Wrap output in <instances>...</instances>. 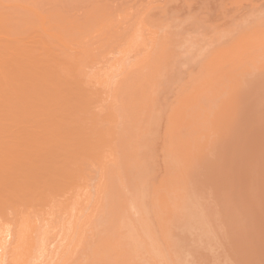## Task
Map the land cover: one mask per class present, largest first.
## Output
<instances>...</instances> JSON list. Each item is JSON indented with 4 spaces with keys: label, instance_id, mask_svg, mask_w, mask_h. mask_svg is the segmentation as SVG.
I'll list each match as a JSON object with an SVG mask.
<instances>
[{
    "label": "rangeland",
    "instance_id": "obj_1",
    "mask_svg": "<svg viewBox=\"0 0 264 264\" xmlns=\"http://www.w3.org/2000/svg\"><path fill=\"white\" fill-rule=\"evenodd\" d=\"M32 1L33 0L26 1V4L23 2H21L22 3L21 4L19 2L18 5L20 8H24L25 11L27 7L29 10L30 6L32 5V8H30V10H32L33 12L36 11L34 13V20L36 19L35 22L38 20L37 22L39 23L38 24L36 22L37 31H38L37 38L43 36L44 37L43 40H46L47 38L51 42L50 46L52 45L51 47L47 46L46 48H42L41 46L42 49L39 50L40 44H38V46L36 47L38 50L36 52L38 54L35 52L36 53L35 55L39 57L47 49L50 51L49 53L51 55L49 56L47 54H44L42 57L43 59L50 58L51 56L52 57L55 56L54 57L56 60L55 65L57 66L65 65L66 67L68 66L67 73H65L66 77L64 76L63 77L65 81L71 85V93H67L69 91L66 92L63 91V93H61L62 95L59 94L60 98L62 97V101L64 102L63 111L66 113V110H68L72 105L75 107L76 106H82V107L75 114L74 113H71L69 115L65 114L67 117L70 118V123H71L69 125L70 133L66 137H56V138L54 137L52 139H49L51 140L50 143H52V140L54 142L50 146L51 147L50 151L44 155L42 154L41 156H38L39 160L37 159V157H34L33 159L34 174L32 173V171L24 172L21 170V172L16 171L18 172V174L15 173V171H13L11 173L9 172L7 174H2L3 176L0 175V182H1L0 194L4 195V196L1 195L0 198V239L3 236L9 234V231H10L9 235L11 236L9 237L8 243L7 242L5 243V248L3 250L2 249L0 250V257H1L0 264H97V263L110 264L113 261L114 263L112 264H118V263L119 264H264V81H263L264 80V72H263L264 71V37H263L264 36V0H213L214 2L211 0L209 1L207 0V2L206 1L204 2V0H196V1L195 0H185V1L184 0H142V1L116 0L117 3L115 2V0H92V2L91 0H80V1L73 0V2L77 1V3L70 2L72 0H66L70 2L69 3L70 5L71 3L73 4L72 8L71 6H69V4L67 5L65 0H62L63 2L65 1L66 3V4L64 3V6L67 5L68 7L67 8L65 6L66 9L63 8L64 6L61 7L59 2L57 3L59 5H57L56 0H53V2L56 1L54 2L56 5L53 4V2H51L52 0L48 1L51 2L49 4L46 0H42L45 1L43 2L44 5L47 4L46 5L47 9L43 5L44 9L47 10L45 16H44L45 13H43L44 12L43 6L39 7L40 5H42V3L39 2L42 1L36 0L39 1L38 2L39 4L38 3L35 4L36 1H34L35 3ZM27 2L28 3L30 2L29 4L31 5L27 4ZM63 2L61 3V5L63 4ZM23 4L26 5V8L23 7ZM52 4L53 6L54 5L57 7L60 6L61 9H63L62 12L60 7H58L60 10L59 11L57 7L56 8H54L55 6L52 7ZM93 4L95 6V9L92 11L93 12L96 11L97 8L99 9V10L97 9V11H100V15L97 12H94V14L91 13L92 14L91 16L93 18H95V16H97L98 14L97 19L95 18L98 22L94 19V21L98 23L97 25L95 22H93L92 17H91L92 22L90 21V19H87L90 18L88 17L91 12L89 7L91 6L90 7L91 9L94 8ZM165 4L167 5L165 6ZM139 5L140 6L143 5L144 7H142L141 10L140 8L139 10L135 9L137 6L140 7ZM172 5L175 6L173 7ZM34 6L37 7L36 10H35L36 7ZM99 6H103L107 8V11L109 13L106 10L105 12L103 7H102L103 10L101 9V7L99 8ZM163 6L164 9H162ZM184 6L185 8H183ZM49 7L57 9L59 13H62V15L66 11L65 15L62 16L66 18H62V20L64 22L66 19H67L66 22H69L71 20L70 22L71 25H69L70 23H68V25L64 23L63 25L62 20H61L62 25H60L59 22L56 21L59 18L58 11L53 10L51 8V10L55 12L57 11L56 13H58V15L55 16L56 13L49 10ZM84 8H86V10ZM38 9H40L39 10L40 12L37 13ZM70 9L71 10L73 9V11H67ZM88 9H89V15L87 13L88 16H86L85 12H87ZM101 10L102 13L104 14L101 13ZM67 12L68 13L70 12V15L73 14L71 15V17L76 16L75 18L77 20L68 17L70 15ZM111 12H115V13L112 14ZM39 13L43 14L42 15L43 25L42 23H40L41 19L38 18V16L40 17ZM110 13L112 15H110ZM35 15H37V17ZM48 17H50V19ZM56 17L58 18L56 19ZM67 17L69 18V21ZM83 17L84 18L87 17L86 20L85 19L82 20ZM60 18H61V14H60ZM78 18L81 19L80 22ZM52 19L56 21L55 24L58 23L56 24V27L62 26V29L64 30L62 34L66 33L65 37H63L64 35L61 34V31H59V34L58 32L53 33L55 31V28H52L54 27L52 25L53 22ZM73 20L74 22L77 21L78 23L77 27L73 26L75 28L71 27L72 24L77 25L74 22H72ZM81 21L82 22L84 21L83 23H85V25ZM92 23H94V25ZM79 24H82L86 27H87L86 24H88L87 27L89 28L87 29L88 31L86 30V27H84V29L78 28L81 26ZM41 25L45 27L43 28ZM66 25L68 26V28ZM180 25L181 27L179 29L178 26ZM64 26L65 28H63ZM69 27L73 28L72 29L73 31ZM90 27L93 30L90 31ZM41 28L45 30V33L44 31L42 32ZM164 28L165 30L162 32ZM68 30H71L69 31V33L71 34L72 32L74 33L73 37H77V34L79 33L77 37L78 39L77 41L72 39V37H71L72 40H70L69 33L67 34ZM83 30L84 32L86 31L85 36L81 35V33L84 34ZM76 31L77 34L75 35ZM39 32L41 34H38ZM159 32L161 34H159ZM175 32L177 33V35L178 34L179 35L177 36ZM106 33L109 36L106 35ZM56 34H58V36H56ZM121 34L122 35L124 34L123 36L124 38L123 37L119 38V35ZM67 36L68 38H66ZM81 36H83V39H81L82 38ZM114 36H115V40L114 39L113 40L115 43H112L113 41L112 37ZM117 37L119 40L117 39ZM109 38H110L109 42L111 43L107 44L106 42H108ZM166 39L167 40L169 39L171 42L170 41L167 42ZM105 43L108 46H106ZM169 43L172 45H170ZM103 44H105L104 47L105 51L102 50ZM159 45L162 47L164 46L165 50L167 46H171L169 47L170 51L169 50L167 51L170 53V55H172L171 56L172 59L169 57V53L166 52L165 55H167L168 53L167 56L169 57V59L167 58V56H165V58H167L166 59L167 64L165 66H167V68L168 67L171 68L167 69L165 67L164 69L163 67L161 69L163 71L157 70L155 74L156 76L154 75L155 78L154 76H152L154 80L151 79L152 80L150 81L151 83L148 84L147 92L145 93L146 96L144 95L143 97V99L147 101L148 104H151L150 108L153 107L152 109L153 112L151 111V109H149L150 113L147 114L148 113L147 112L146 115H148L149 117L151 116L150 118H152V116L154 117V115L159 112V114L158 115L156 114L154 117V123L158 122L157 124L154 125L155 127L152 126L154 123L150 122L151 119H148L146 121L147 123H149V126L148 124H146L147 127L152 126L150 127L151 130L153 127L155 128L153 132L151 131L153 137L150 138V135L148 134L150 133L149 132L150 129L147 128L146 126L144 127L145 123H143L144 124L143 126L141 125L142 127L137 126V124L136 126H133V127H137L136 135L134 134L135 128L131 126V125H135L137 121H139L138 125H140L142 121L145 122L144 121L146 117L144 116L145 111L144 113L138 112L139 110L140 111L145 110L144 108L145 101H143L142 99L141 108L138 109L137 111L138 117L137 116L135 117L133 115L129 116L126 110L127 102L125 104H121V103L122 102L124 103L125 99L123 100V98H126L128 95H130L132 91H133L132 94L138 92L137 81L139 79L146 78V76L148 77L149 75L148 73L156 69L155 59L159 54V52L162 50L161 49L162 47H160ZM99 50H100V54H99ZM156 50L157 51L159 50V52L157 53ZM174 50L175 52H173ZM174 53L177 54L175 55ZM173 55L176 57L173 58ZM66 56L68 58L65 59ZM70 57L74 58L73 60H71L72 62H68L71 59ZM168 61L171 64H169ZM66 62H68V64L70 65H68ZM212 66L215 67L216 69H213ZM164 70H166L165 74H164ZM163 75H165L166 77ZM36 77L37 76H31V77L25 76L22 77L20 80H23L22 82L30 81V84H32L34 83V80H36ZM191 77L193 78L191 79ZM189 79L192 81H189ZM203 79H205V83L210 79L209 83L207 82L208 84L207 83L205 84L203 82L204 81ZM166 80L167 81L169 80V82H167ZM201 80H203L202 83L204 84L202 85L200 83L199 86H196V84L199 83ZM153 84H155V87ZM150 87L151 88L153 87L154 90L151 89ZM181 88H183V90ZM212 89L217 93L214 92ZM211 91H213L215 95L212 94ZM205 94L206 96H204ZM121 96H123L122 99ZM152 100L155 102H153ZM50 104H53V106L55 107L48 104L49 108H51L49 111L52 110L53 113H59L62 110L61 108L58 109L59 107L55 103L54 98L52 103ZM154 107L156 108V110ZM86 108H87V112L84 114V109ZM120 108L121 109L123 108L122 111H120ZM249 109L250 111H248ZM123 110L124 111L126 110L127 113H125ZM122 112H124L125 114ZM22 113H26L24 117L26 116L27 117L23 120L20 117L21 124L27 126L24 127L21 125L19 127L18 125V128H16V126L15 128H13L14 127L13 126L10 128V131H12L13 133H18V132H22L23 130V132L25 131L28 134V137L32 139L34 138L33 136H36L35 134L38 132L37 131L39 126L38 123L40 122V119L38 118H40V114L29 112L28 110ZM87 113L89 116H87ZM120 113H122V115ZM246 113L248 116L246 115ZM232 114L235 116H233ZM90 115L92 116L90 117ZM238 116H240L241 118ZM250 116L252 121L249 120ZM142 117L144 118L143 120ZM234 117H238L239 121L242 122V126H240L241 124H238L240 122L237 121L238 119ZM126 118L128 120L130 119L129 121L131 122L130 123L128 121L129 123L128 130L126 129L128 125V124L126 125L127 122H125L127 120ZM132 118L134 119V121ZM217 119H219L220 121L218 122ZM240 119H242V121ZM118 120H120L119 123ZM123 121L125 123H122ZM83 122L84 125L82 126L81 123ZM85 123H88L87 124L88 126ZM119 124L122 127L119 126ZM123 124L126 126V128L125 126H123ZM85 125L89 128H86ZM116 125L119 126V129L121 128L120 129L121 133L119 132V129L116 128L117 127ZM237 125L240 127L238 128ZM226 126L227 128H224ZM140 127H141V131L146 130L144 128L148 129L147 131L144 132L142 131L143 134L148 132L146 134L147 138L144 139L145 135L142 136L144 139L143 143L145 142L150 143L149 141L152 139L154 140L156 134H158L159 137H161L160 138L161 140L155 137V140L154 141L152 140L154 143L151 142L150 144H148V146L151 145L148 148L147 145L145 146L146 143L144 144L146 148H144L142 142L140 143L142 150L143 148L145 150V153L141 152L140 154L143 155L149 152H150L149 154H151V155L147 154L149 156L148 158L147 155H145V158L149 160V165H150L149 166L147 164L149 168L147 167L146 169L142 167V164L146 163L145 161L142 164H137L140 163V161L144 158V155L143 158L142 156L140 157L142 158L140 159V161L139 158L136 159L138 160L136 161L137 163L135 162L136 164L133 162L134 158L132 159L131 157L133 155L132 153H134L135 155V150L137 151L138 146H140L138 140H136L139 138L140 141L141 138V136L139 137L138 135V131L141 135H143L139 130ZM124 128L126 129L127 133L128 131L131 130V128L134 130V132L133 131L130 132V134L133 133L131 135H135L136 137V138L132 137V139H135V145L133 144V146H136L137 142L139 144L137 145V148L134 147L135 149L132 151V153H130L131 156L129 154V156L131 157L130 160L132 161V163L136 165V167H134L135 165L131 166L132 163H130V160H128L129 163L127 164L128 166L124 162V159L127 162V158H128L127 156L128 151L126 153L125 149L127 150L128 148L129 149L131 148L130 142L132 140L130 139V142L128 141L131 135L130 134L126 135V131ZM168 128L171 129L170 133L168 132ZM28 129H30V131ZM61 130L64 129L58 128L57 131H55V133L59 134ZM102 130L105 133H103ZM155 130H156V134H153ZM118 132L119 134H121L120 138L119 135H117ZM124 132L125 134L122 135ZM174 132L176 133L174 134ZM99 134L101 136H99ZM80 135H82V137L80 138L81 140L79 139V137L77 138V136ZM71 136L73 137L74 140L71 139L72 138ZM104 136L105 138L108 136L107 139H103ZM123 136H125V138ZM68 137L71 139L72 142L71 146L65 144L66 141H70ZM125 139L128 141L127 146L130 145L128 148L126 147L127 141ZM146 139L148 141H146ZM117 140L118 141L120 140L118 143L120 149L115 145L117 144L116 142H118ZM174 140L175 142L177 141V143L175 142H174L175 144L172 143ZM158 141H160L159 143L162 142V146L164 147L160 146L161 144L158 145L157 143ZM178 141L180 142L182 147L180 146ZM62 144H64V147ZM123 144L125 145L124 147L126 148L123 147ZM58 145L59 146L62 145V146L59 147ZM175 145H177L178 147ZM115 146L119 150H123L121 151L122 154H120V157L123 158L125 154H127L126 155L127 158L124 157V159L120 160V158L118 157L119 156L118 154L120 152H118L119 150H117ZM159 146L160 148H158ZM174 146L175 149H173ZM36 147L37 145L32 146L35 152H36ZM152 148L153 149L156 148V149L153 150ZM176 148L179 149L176 150ZM132 149L133 148H131L130 150ZM147 149L148 150L150 149L149 152L146 151ZM151 150L153 151V153L151 152ZM166 150H169V152ZM124 151L125 153H123ZM157 151L159 152L157 153ZM139 152L140 150H138V152H136V155L133 156L137 157ZM163 152L164 154H162ZM166 152L168 154H166ZM188 152L193 153V154L190 153L192 155V156L190 155L191 158L190 161L188 159L189 158ZM35 154L37 155V153H34V155ZM72 154L73 155L76 154L74 155L76 156V158L73 157ZM123 154L124 156H122ZM158 154H162V155H158ZM176 155H181V156L178 157ZM161 156L163 158L165 156L164 158L165 160H162L163 158ZM80 157H82V159H80ZM70 158L75 159V161H72L73 159L70 160ZM62 159L64 162L66 160V162L65 163L62 162L61 161ZM194 159H196L197 162ZM19 160L22 159L19 158ZM56 160L58 163L56 162ZM119 160L121 162L123 161L124 165L121 164ZM186 162L188 163L186 164ZM190 163L192 166L190 165ZM35 164L39 166L41 170L42 169L43 170L36 171L39 170L38 169L39 167H36ZM119 164L120 166H118ZM58 165L59 167H57ZM139 165H141V167ZM52 166H54L55 169ZM121 166H123L122 171L120 170L122 168ZM125 166H127L129 169L130 167H132V170L133 171L135 170L137 172V175L134 172L132 175H130L131 177V178L129 177L130 179L127 178L129 181L134 180L132 179L133 178L132 176L135 174L134 178L136 176L137 180L139 179L138 181L140 184L144 183L143 185H140L138 183L140 186H138L137 190L135 187H133L134 185H137L135 183L137 181L136 178H135L136 181L134 180V182H131L132 184L129 182H128L129 184L127 183L126 176H128L129 174L127 175L126 172H128L129 169L125 171L126 170L124 169L126 168ZM137 166H139V169H137L138 168ZM56 167L59 168V170H57ZM187 167L189 170L187 169ZM56 170L58 171V174L57 172H55ZM144 170L146 172L147 170L149 171L148 177L145 176L146 174L148 175V173H144ZM111 171L113 173H111ZM138 171H141V175L145 174L144 175L145 177L141 176L140 172ZM186 171L187 173H185ZM132 172L130 171L129 173ZM35 173L38 175L36 176ZM16 175L19 177H16ZM112 175L115 176L116 178L113 177ZM11 176L12 177L15 176L16 178L13 177L11 179ZM34 176L36 179L34 178ZM5 177H6V182H3L5 181ZM46 177L49 178L47 179ZM142 177H144L145 182H143ZM17 178L19 179L23 178V179L20 181ZM52 178L55 179L53 180ZM111 178H113L114 181H112ZM123 178L126 181H124ZM146 178L149 179L150 182L146 180ZM13 179L16 180L13 181ZM110 179L112 181V185L116 184L115 188L110 187L112 186L110 184L111 182H109ZM121 179L123 185L122 182L119 183ZM140 179L142 182L140 181ZM43 180H45L47 183L44 182ZM7 181H8V185H5ZM32 182H34L35 184ZM191 182L192 184H190ZM15 183L18 185V187ZM22 183H24L23 184L24 186L22 185ZM54 183L56 184L53 185ZM48 184L51 185L48 187ZM43 185L46 186L44 187ZM148 185L151 186V188ZM36 186H39V188L37 189ZM119 187L121 190L119 189ZM129 187L130 188L133 187L134 190L130 189ZM141 187H143V189ZM116 188L119 191L116 190ZM110 189H112V191ZM114 189L115 191L118 192V194L117 192L114 191ZM138 189H140L141 191L143 190L144 192L140 193V190ZM120 191L122 192L120 193ZM142 193L143 196L140 195ZM112 194L113 196L114 194L117 195L118 198L116 199L117 201L114 198H112L113 197L111 196ZM159 194L164 198L163 200L165 204L160 203L161 199L158 200ZM121 195H123L124 197ZM186 195L189 197V199ZM132 196L133 198L135 196L136 199V200L133 199L134 203L132 202ZM144 196H146L147 198ZM121 197L124 199V201L127 200V202H129V203L125 202L127 203L126 206L129 210L128 212H130V209L131 211L135 210L133 215L132 212H130L129 214H131V216L128 215L129 217L127 216L126 220H122L123 226L125 224L126 229H128L127 228L128 226L132 225V227H134V224L135 223L137 224L139 222L138 223L139 225L137 224L136 226L135 224V228H137L135 230L137 232L139 231L138 235L140 236L141 234V239L137 240L136 243L134 242L135 245L133 244V247L130 250L128 249L126 250L125 248L126 246L124 247L122 243H121L122 246L120 244L121 247L120 246L118 247L119 245L118 243L120 242L116 243L114 241L116 239L112 240L115 237V235L111 234L110 232L109 234L107 230L108 227L105 228V226L108 225V223L110 222L109 220L114 216V212L112 211L111 208H109L112 206L111 205L109 206L108 203H112L113 205H116L117 202L118 203L116 205L117 209L120 210L123 208L121 207L122 205L120 204L121 200H123ZM120 198L121 200L119 201ZM109 199L111 202L107 201ZM189 203L191 205L190 208L188 207ZM118 205H120L119 208ZM182 207L183 208L185 207L184 210ZM144 208H146V210ZM183 213L186 215L182 216ZM132 216L134 218H131ZM107 217L110 218L108 219ZM128 218L132 220L128 221ZM118 222L120 223L119 220H117L116 223ZM143 223L145 226L143 225ZM145 223L150 225H147L146 228ZM106 230H107L106 232L107 234H105ZM110 231L114 233L113 228ZM136 231L135 233H137ZM157 232L159 233L157 234ZM102 234L106 238L107 236L111 235L109 239L115 242V245L111 244V242H109L105 237L103 238V236H101ZM101 241L103 244L102 245L100 244L99 246V243L96 242L101 243ZM106 241L109 242L111 246L112 245L115 246L116 250L114 247L113 249L111 246H109V244L104 243ZM1 242L2 241L0 240V244ZM106 244L108 245V248L105 247L107 246ZM95 246L96 247L98 246L97 248H99L100 251H105L106 255L109 252V256L110 253L112 252L109 251L110 248L113 249L114 252L113 254L111 253L113 255V256L111 255L113 259L111 258V256L106 259L105 257L107 256L106 255L104 256L103 254L104 252H102L103 254L102 256H104L103 259L99 258L102 257L99 251H97V253L99 254L96 253L97 254L96 257L95 254L93 255L94 257L88 256V255H92L91 248L94 249ZM125 251L127 253H125ZM93 252L96 251L93 250ZM98 255L100 256L98 257ZM91 257L94 260L93 259L91 260ZM183 257L186 259H184ZM96 258H99L98 262L95 261L97 260ZM88 259H90L89 260L90 262L88 261ZM108 259H110L109 263H108ZM101 260L102 262H100ZM93 261H95V263Z\"/></svg>",
    "mask_w": 264,
    "mask_h": 264
},
{
    "label": "bare ground",
    "instance_id": "obj_2",
    "mask_svg": "<svg viewBox=\"0 0 264 264\" xmlns=\"http://www.w3.org/2000/svg\"><path fill=\"white\" fill-rule=\"evenodd\" d=\"M26 1H28V0H0V175H2V174H7V173H11V172H13V171H15V173H17L18 174V172H16V171H20L21 172V170L22 171H24V172H26V171H32V173L34 174V169H33V159H34V157H37V159L39 160V158H38V156H41L42 154L44 155V154H46V153H48L49 151H50V149H51V145L54 143L53 142V140H52V143H50V141L51 140H49V139H52V138H56V137H66L69 133H70V130H69V125L71 124L70 123V118L69 117H67L65 114H67V115H69V114H71V113H76V112H78L79 111V109L82 107V106H71L70 107V105H69V109L68 110H66V113L63 111V101H62V97L60 98V95L59 94H61V93H63V91L64 92H66V91H69V92H67V93H71V85L70 84H68L66 81H65V79H64V77H66V74L65 73H67V70H68V66L66 67L65 65H63V66H57V65H55V56L54 57H50V58H46V59H43L42 57H43V55L44 54H47V55H51L49 52V50H47L46 49V51L45 52H43V54H41L40 56H41V58H40V56L38 57V56H36L35 54L37 53L36 51H38L37 50V46H38V44H40L39 45V47H40V49L39 50H41L42 48H46L47 46H49V47H51L50 46V44H51V42L46 38V40H43L44 39V37L43 36H41V37H39V38H37V26H36V24L38 23L37 21V23L35 22V20H34V13L36 12V11H32V10H30V8H32V5L31 4H29L28 2H27V4H29V5H31L30 6V8H29V10H28V7H27V9H26V11H25V9L24 8H20L19 7V2L21 3V2H23V3H25L26 4ZM34 1H36V0H33L32 2H34ZM39 1H42V0H39ZM39 1H36V3L35 4H37ZM47 2L48 1H50V0H46ZM57 1V2H56ZM56 1H54V2H56V4L59 2V4H60V6L62 7V6H64V3H65V1L63 2L62 0H60V1H58V0H56ZM63 2V4L61 5V3ZM80 1V0H79ZM140 1V0H139ZM142 1V0H141ZM185 1V0H184ZM196 1V0H195ZM207 2V0H204V2ZM209 1V0H208ZM211 1H213V0H211ZM210 1V2H211ZM43 2H45V1H42V2H39V3H42V5H40L39 7H41V6H43L44 4H43ZM51 2H53V0L51 1ZM51 2H48V4L49 3H51ZM53 2V4H55ZM70 2H73V0L72 1H70ZM70 2H68V1H66V3H67V5L70 3ZM75 2V1H74ZM73 2V3H74ZM91 2H92V0H91ZM106 2V1H105ZM115 2H116V0H115ZM119 2V1H118ZM191 2V1H190ZM194 2V1H193ZM214 2V1H213ZM33 3V4H34ZM38 3V4H39ZM65 3V4H66ZM75 3H77V1L75 2ZM80 3V2H79ZM82 3V2H81ZM117 3V2H116ZM121 3V2H120ZM201 3V2H200ZM203 3V2H202ZM22 4V3H21ZM21 4H20V6H21ZM25 4H23V7H25L26 8V5ZM34 4V5H35ZM53 4H52V7H54L53 6ZM59 4H57V5H59ZM83 4V3H82ZM115 4V3H114ZM173 4V3H172ZM190 4V3H189ZM213 4V3H212ZM47 5V4H46ZM46 5H44L45 6V8L47 7ZM67 5H65L66 7H67ZM72 3H71V5L69 4V6H71V8H72ZM76 5V4H75ZM84 5V4H83ZM95 5H96V3H95ZM167 4H165V6H166ZM177 5V4H176ZM192 5V4H191ZM204 5H206V4H204ZM44 6H43V9H44ZM60 6H58V7H60ZM63 7V8H65L66 9V7ZM85 6H86V4H85ZM140 6V5H139ZM173 6V5H172ZM175 6V5H174ZM173 6V7H174ZM196 6H197V4H196ZM34 7H36V6H34ZM52 7H49V10H51V8ZM57 6H55L54 8H56ZM57 7V9L59 10V8ZM61 7H60V9H61ZM91 7V6H90ZM89 7V9H90V15H89V9L87 10V12H85L86 13V16H88V17H90V18H87V19H90V21L93 19V22H95L96 23V19H97V17H98V14L97 13H99V15H100V11H97V9H96V11H94V12H97L96 14H97V16H95V18H93L91 15L92 14H94V12L92 11V10H94L95 9V6H94V4H93V7L94 8H90ZM97 7V6H96ZM101 7V9L103 10V8H104V11L106 10L107 11V8H105V7H103V6H99V8ZM103 7V8H102ZM142 7H144L143 5L142 6H140V7H136L135 9H138L139 10V8H140V10H141V8ZM177 7V6H176ZM54 8H52L53 10H57V9H54ZM68 8V7H67ZM70 8V7H69ZM74 8V7H73ZM77 8V7H76ZM155 8H157V7H155ZM159 8V7H158ZM172 8V7H171ZM183 8H185V6L183 7ZM183 8H182V10H183ZM189 8H190V6H189ZM37 9V7L35 8V10ZM42 9V8H41ZM42 9V10H43ZM47 9V8H46ZM64 9V10H65ZM85 10H86V8H84ZM160 9V8H159ZM158 9V10H159ZM162 9H164V6H163V8ZM179 9V8H178ZM40 9H38L37 10V13L38 12H40L39 11ZM53 10H51L52 12H54V13H56L55 11H53ZM62 10L63 9H61V12H62ZM99 10V9H98ZM102 10H101V13H102ZM166 10V9H165ZM186 10V9H185ZM192 10V9H191ZM44 12L43 13H45L44 14V16L46 15V12H47V10H43ZM60 11V10H59ZM59 11H58V13H59ZM67 11H73V9L71 10H67ZM105 11V12H106ZM113 11V10H112ZM136 11V10H135ZM152 11V10H151ZM164 11V10H163ZM64 12V11H63ZM108 12V11H107ZM137 12V11H136ZM149 12V11H148ZM153 12H154V10H153ZM160 12V11H159ZM36 13V14H37ZM42 13V12H41ZM58 13H56L55 14V16L56 15H58ZM65 13H66V11H65ZM65 13H63V15H65ZM68 13V12H67ZM87 13H88V15H87ZM92 13V14H91ZM109 13V12H108ZM112 14H114L115 12H111ZM110 13V15H112ZM174 13V12H173ZM40 14V13H39ZM47 14H49V13H47ZM60 14H61V18H60ZM69 15H70V12L68 13ZM68 14H67V16H68ZM102 14H104V13H102ZM139 14V13H138ZM163 14V13H162ZM175 14V13H174ZM42 15L43 14H40V17L38 16V18H40L41 20V22L40 23H42V21H43V19H42ZM62 15V13H59V18L58 17H56V21L57 22H59V24L60 25H62V23H61V20H62V18H66V17H62L63 16ZM71 15H73V14H71ZM71 15L70 16H68V17H71ZM106 15V14H105ZM109 15V14H108ZM148 15V14H147ZM161 15V14H160ZM170 15V14H169ZM168 15V16H169ZM36 17H37V15H35ZM107 16V15H106ZM131 16H133V15H131ZM135 16V15H134ZM47 17V16H46ZM52 17H54V16H52ZM67 17V18H68ZM76 17V16H75ZM75 17H71V18H73L74 20H77ZM82 17V16H81ZM80 17V18H81ZM91 17H92V19H91ZM100 17V16H99ZM109 17H111V16H109ZM148 17V16H147ZM158 17V16H157ZM162 17H164V16H162ZM37 18V19H38ZM45 18V17H44ZM49 19H50V17H48ZM86 18H84L83 17V19L82 20H86ZM108 18V17H107ZM160 18V17H159ZM47 19V18H46ZM55 19V18H54ZM79 19V18H78ZM94 19L96 20V21H94ZM106 19V18H105ZM154 19V18H153ZM158 19V18H157ZM53 20V19H52ZM60 20V21H59ZM65 20V19H64ZM67 20V19H66ZM66 20H65V22L62 20V22H63V25H64V23H66L67 25H68V23H70L71 22V20L69 21V18H68V21L69 22H66ZM74 20L72 21V22H74ZM80 20L81 19H79V22H80ZM104 20V19H103ZM140 20V19H139ZM144 20H146V19H144ZM144 20H143V22H144ZM149 20V19H148ZM46 21V20H45ZM45 21H44V23H45ZM55 20H53V22H52V25L54 26V27H52V28H55V31L53 32V33H56V32H58V34H59V31H61V34L64 32V30L62 29V26L61 27H56V24H58V23H56L55 24V22H56ZM152 21V20H151ZM48 22H50V21H48ZM48 22H46V23H48ZM82 22V21H81ZM84 22V21H83ZM82 22V23H83ZM86 22V21H85ZM92 22V21H91ZM98 22V21H97ZM75 24H77V25H73L72 24V26L71 27H73V26H78V23H77V21L76 22H74ZM149 23V22H148ZM156 23V22H155ZM166 23V22H165ZM39 24V23H38ZM50 24V23H49ZM84 25H85V23H83ZM90 24V23H89ZM93 25H94V23H92ZM98 23H96V25H97ZM157 24V23H156ZM175 24V23H174ZM42 25H43V23H42ZM41 25V26H42ZM59 25V26H60ZM66 25V26H67ZM69 25H71V23L69 24ZM79 25H81L80 27H78V28H80V29H84V27H86V26H84V25H82V24H79ZM87 25V27H88V24H86ZM158 25V24H157ZM156 25V26H157ZM167 25V24H166ZM172 25V24H171ZM177 25V24H176ZM83 26V27H82ZM114 26V25H113ZM165 26V25H164ZM168 26V25H167ZM43 27V26H42ZM45 27V26H44ZM43 27V28H44ZM48 27V26H47ZM49 27H50V25H49ZM86 27V30L87 29H89V28H87ZM180 27H181V25L180 26H178V28L180 29ZM43 28H41V30H42V32L44 31V33H45V30H43ZM63 28H65V26L63 27ZM67 28H68V26H67ZM66 28V29H67ZM70 28V27H69ZM73 28H75V27H73ZM73 28H70L71 30L73 29ZM94 28V27H93ZM161 28V27H160ZM177 28V27H176ZM49 29V28H48ZM65 29V30H66ZM80 29H79V31H80ZM158 29V28H157ZM162 29V28H161ZM168 29V28H167ZM173 29H174V27H173ZM40 30V31H41ZM50 30V29H49ZM71 30H68L67 31V34L69 33V31H71ZM91 30H93L91 27H90V31ZM165 30V28L162 30V32ZM169 30V29H168ZM177 30V29H176ZM175 30V31H176ZM53 31V30H52ZM73 31V30H72ZM75 31V30H74ZM88 31V30H87ZM116 31V30H115ZM178 31V30H177ZM50 32V31H49ZM82 32V31H81ZM83 32H84V30H83ZM86 32V31H85ZM85 32H84V34L83 33H81V35H83V36H85L86 34H85ZM107 32V31H106ZM47 33V32H46ZM89 33V32H88ZM172 33H173V31H172ZM38 34H41L40 32L38 33ZM58 34H56V36H58ZM60 34V35H61ZM71 33H69V37H70V40H72V39H74L75 41H77L78 39H77V37H78V35H79V33L77 34V31L75 32V35L77 34V37H73V32H72V36L70 35ZM159 34H161L160 32H159ZM175 34L177 35V33L175 32ZM174 34V35H175ZM49 35V34H48ZM55 35V34H54ZM62 35H64L63 37H65V35H66V33L65 34H62ZM74 35V36H75ZM106 35H108L107 33H106ZM122 35V34H121ZM121 35H119V38H121V37H123L124 36V34L121 36ZM169 35V34H168ZM179 35V34H178ZM177 35V36H178ZM40 36V35H39ZM50 36V35H49ZM52 36V35H51ZM83 36H81L82 38L81 39H83ZM109 36V35H108ZM113 36V35H112ZM116 36V35H115ZM115 36L114 37H112V40L114 39L115 40ZM118 36V35H117ZM163 36V35H162ZM47 37V36H46ZM55 37V36H54ZM53 37V38H54ZM71 37H72V39H71ZM111 37V36H110ZM169 37V36H168ZM264 37V36H263ZM49 38H52V37H49ZM66 38H68V36L66 37ZM76 38V39H75ZM124 38V37H123ZM38 39V40H37ZM80 39V38H79ZM106 39V38H105ZM117 39H118V37H117ZM164 39V38H163ZM177 39H179V38H177ZM176 39V40H177ZM69 40V39H68ZM73 40V41H74ZM114 40L112 41V43H115L114 42ZM119 40V39H118ZM137 40V39H136ZM261 40V39H260ZM42 41V42H41ZM53 41V40H52ZM83 41V40H82ZM106 41V40H105ZM110 41V38H109V40H108V42H106L107 44L109 43H111V42H109ZM117 41V40H116ZM156 41H157V38H156ZM166 41L167 42H169L170 40L168 39H166ZM165 41V42H166ZM56 42V41H55ZM164 42V43H165ZM171 42V41H170ZM103 43V42H102ZM105 43V44H106ZM133 43V42H132ZM176 43V42H175ZM177 43H180V42H177ZM59 44V43H58ZM105 44H103L102 45V50H104L105 51ZM106 44V46H108ZM167 44V43H166ZM170 44V43H169ZM61 45V44H60ZM59 45V46H60ZM113 45V44H112ZM111 45V46H112ZM170 45H172V44H170ZM41 46H42V48H41ZM64 46V45H63ZM65 46H66V44H65ZM89 46H90V44H89ZM101 46V45H100ZM160 46V45H159ZM167 46V45H166ZM184 46V45H183ZM182 46V47H183ZM48 47V48H49ZM110 47V46H109ZM155 47V46H154ZM160 47H162V46H160ZM160 47H158V48H160ZM169 47H171V46H167V48H166V50L164 49V46L161 48L162 50L159 52V50L157 51V53L159 52V54L157 55V53H156V55H157V57H156V59H155V62H156V69L155 70H153V71H150V73H148L149 75H148V77L146 76V78H142V79H139L138 81H137V86H138V92H136L135 94H132L133 93V91H132V93L130 94V95H128L126 98H123V96H121V99L123 98V100L125 99V100H127V101H125L124 100V103L122 102L121 104H125L126 102H127V108H126V110H127V112H128V114H129V116H131V115H133V116H137V111H138V109H140L141 108V105H142V99H143V97H144V95L146 96V92H147V87H148V84H150L151 82L150 81H152L151 79H153V77L152 76H154L155 74H156V72H157V70H161L163 67H164V69H165V67L167 68V66H165L166 64H167V58L169 59V57L172 59V55H170V53L167 51V50H169ZM182 47H181V49H182ZM53 48V47H52ZM62 48V47H61ZM108 48V47H107ZM156 48V47H155ZM186 48V47H185ZM73 49V48H72ZM140 49H141V47H140ZM176 49V48H175ZM178 49V48H177ZM153 50V49H152ZM44 51V50H43ZM54 51V50H53ZM59 51V50H58ZM66 51H67V48H66ZM80 51V50H79ZM89 51V50H88ZM98 51V50H97ZM136 51V50H135ZM142 51V50H141ZM170 51V50H169ZM36 52V53H35ZM40 52V51H39ZM64 52V51H63ZM166 52H168L169 53V57L167 56L168 55V53H167V55H165V53ZM173 52H175V50L173 51ZM96 53V52H95ZM135 53H137V52H135ZM38 54V53H37ZM75 54V53H74ZM73 54V55H74ZM99 54H100V50H99ZM175 55L177 54V53H174ZM78 55V54H77ZM97 55V54H96ZM138 55V54H137ZM236 55V54H235ZM165 56H167V58H165ZM238 56V55H237ZM46 57H48V56H46ZM174 57H176V56H174L173 55V58ZM56 58H58V57H56ZM66 58H68L67 56L65 57V59ZM71 58V57H70ZM237 58V57H236ZM74 58H71L70 59V61H68V62H72L71 60H73ZM79 59V58H78ZM85 59V58H84ZM151 59V58H150ZM216 59H217V57H216ZM218 59H219V57H218ZM92 60V59H91ZM67 61V60H66ZM170 61V60H169ZM168 61V62H169ZM68 62H66L67 64H68ZM94 63V62H93ZM172 63H173V61H172ZM215 63H216V61H215ZM65 64V63H64ZM169 64H171L170 62H169ZM62 65V64H61ZM68 65H70V64H68ZM92 66V65H91ZM142 66V65H141ZM169 66V65H168ZM70 67V66H69ZM86 68V67H85ZM169 68H171V67H168L167 69H169ZM212 68L213 69H216L215 67H213L212 66ZM69 70H70V68H69ZM90 70H92V69H90ZM202 70H205V69H202ZM161 71H163V70H161ZM166 70H164V74L166 73L165 72ZM69 72V71H68ZM200 72V71H199ZM202 72V71H201ZM264 72V71H263ZM161 73V72H160ZM204 73V72H203ZM127 74V73H126ZM68 75V74H67ZM71 75V74H70ZM112 75V74H111ZM25 76H29V77H31V76H37L36 77V80H34V83H32V84H30V81H28V82H22L23 80H20L22 77H25ZM64 76V77H63ZM113 76V75H112ZM111 76V77H112ZM156 76V75H155ZM155 76H154V78H155ZM158 76V75H157ZM163 76H165V75H163ZM171 76V75H170ZM199 76V75H198ZM263 76V75H262ZM110 77V78H111ZM160 77H162V76H160ZM166 77V76H165ZM164 77V78H165ZM197 77V76H196ZM76 78V77H75ZM113 78V77H112ZM193 77H191V79H192ZM199 78V77H198ZM207 78V77H206ZM221 78V77H220ZM25 79V78H24ZM26 79H28V78H26ZM33 79V78H32ZM35 79V78H34ZM158 79V78H157ZM156 79V80H157ZM160 79V78H159ZM168 79H170V78H168ZM219 79V78H218ZM72 80V79H71ZM85 80V79H84ZM112 80V79H111ZM117 80V79H116ZM154 80V79H153ZM155 80V81H156ZM198 80V79H197ZM204 80V81H203ZM203 80H201L199 83H195L196 84V86H199L200 85V83L203 85L204 83H205V79H203ZM208 80V79H207ZM206 80V81H207ZM210 80V79H209ZM209 80L207 81L208 83H209ZM220 80V79H219ZM167 81V80H166ZM189 81H192V80H190L189 79ZM194 81V80H193ZM202 81L204 82V83H202ZM264 81V80H263ZM82 82V81H81ZM167 82H169V80L167 81ZM197 82V81H196ZM206 82V83H207ZM255 82H257V81H255ZM155 83H157V82H155ZM161 83H163V82H161ZM166 83V82H165ZM192 83V82H191ZM205 83V84H206ZM207 83V84H208ZM213 84V83H212ZM216 84V83H215ZM154 85V87H155V84H153ZM190 85V84H189ZM122 86V85H121ZM136 86V87H137ZM152 86V85H151ZM188 86V85H187ZM212 86V85H211ZM218 86V85H217ZM260 86V85H259ZM85 87V86H84ZM165 87V86H164ZM234 87V86H233ZM249 87V86H248ZM256 87V86H255ZM261 87V86H260ZM151 88V87H150ZM157 88H159V87H157ZM195 88V87H194ZM201 88V87H200ZM203 88V87H202ZM208 88V87H207ZM236 88H238V87H236ZM252 88V87H251ZM123 89V88H122ZM127 89V88H126ZM151 89H153V87L151 88ZM150 89V90H151ZM156 89V88H155ZM160 89H162V88H160ZM182 90H183V88H181ZM197 89V88H196ZM198 89H199V87H198ZM197 89V90H198ZM211 89V88H210ZM124 90V89H123ZM137 90V89H136ZM154 90V89H153ZM152 90V91H153ZM182 90H181V93H182ZM194 90V89H193ZM196 90V91H197ZM213 90V89H212ZM214 90H215V87H214ZM213 90V91H214ZM248 90V89H247ZM213 91H211L212 92V94H214L213 93ZM251 91V90H250ZM249 91V92H250ZM160 92V91H159ZM184 92V91H183ZM189 92V91H188ZM214 92H216V91H214ZM236 92V91H235ZM80 93V92H79ZM153 93V92H152ZM203 93H204V91H203ZM217 93V92H216ZM125 94V93H124ZM129 94V93H128ZM190 94V93H189ZM208 94V93H207ZM62 95V94H61ZM64 95V94H63ZM123 95V94H122ZM182 95V94H181ZM202 95V94H201ZM215 95V94H214ZM243 95H245V94H243ZM257 95V94H256ZM204 96H206V94L204 95ZM211 96V95H210ZM251 96V95H250ZM75 97V96H74ZM153 97V96H152ZM234 97V96H233ZM246 97V96H245ZM252 97V96H251ZM53 98L55 99V103L57 104V106L59 107L58 109H62L59 113H53L52 112V110L51 111H49L51 108H49V105H52L53 106V104H50V103H52V101H53ZM79 98V97H78ZM82 98V97H81ZM151 98V97H150ZM193 98V97H192ZM195 98V97H194ZM120 99V98H119ZM154 99H155V96H154ZM153 99V100H154ZM190 99V98H189ZM231 99V98H230ZM249 99V98H248ZM259 99V98H258ZM82 100V99H81ZM152 100V101H153ZM157 100V99H156ZM245 100V99H244ZM119 101V100H118ZM143 101H145L144 99H143ZM151 101V102H152ZM234 101V100H233ZM241 101V100H240ZM117 102V101H116ZM153 102H155V101H153ZM232 102V101H231ZM230 102V103H231ZM161 103V102H160ZM181 103V102H180ZM243 103V102H242ZM49 104V105H48ZM65 104H66V102H65ZM112 104V103H111ZM120 104V103H119ZM159 104V103H158ZM233 104V103H232ZM48 105V106H47ZM68 105V104H67ZM81 105H82V103H81ZM85 105V104H84ZM117 105V104H116ZM151 104H148V102L147 101H145L144 102V108H145V110H143V111H138V112H142V113H144V111H145V115L144 116H146L147 117V119H146V117H145V119L142 117V120L144 119V121L145 122H143L142 121V123H140V125H138V122L139 121H137V123H135V122H132V123H135V125H131L132 127L133 126H136V124H137V126H143L144 124L143 123H145V125H144V127L146 126L147 127V125L146 124H148V126H149V123H147L146 121L148 120V119H151V121L150 122H153L154 123V117H155V115L157 114H159V112L158 113H156L155 115H154V117L152 116V118H150L148 115H146V113L147 114H149L150 112H149V109H151V111H152V109H153V107L152 108H150L151 106H150ZM152 105H153V103H152ZM240 105V104H239ZM235 106V105H234ZM238 106V105H237ZM236 106V107H237ZM241 106V105H240ZM260 106V105H259ZM53 107H55V106H53ZM116 107V106H115ZM119 107H121V106H119ZM156 107V106H155ZM154 107V108H155ZM160 107V106H159ZM163 107V106H162ZM227 107H229V106H227ZM256 107V106H255ZM68 108V107H67ZM113 108V107H112ZM187 108V107H186ZM226 108V107H225ZM257 108V107H256ZM123 109V108H122ZM122 109L120 108V111H122ZM234 109H235V107H234ZM236 109H238V108H236ZM253 109V108H252ZM29 111V112H33V113H39L40 114V118H38V119H40V122L38 123L39 124V126H38V129H37V133L35 134L36 136H33L34 138H29L28 137V134L24 131L23 132V130H22V132H18V133H13L12 131H10V128L11 127H13V128H15V126H16V128H18V125H19V127L22 125L21 124V118H22V120L23 119H25L26 117H24L25 116V114L26 113H22V112H24V111ZM126 110L124 111L125 113H127L126 112ZM142 110V109H141ZM155 110H156V108H155ZM254 110V109H253ZM57 111V110H56ZM117 111V110H116ZM115 111V112H116ZM119 111V110H118ZM245 111V110H244ZM247 111V110H246ZM248 111H250V109L248 110ZM87 112V108L86 109H84V114ZM124 112H122V113H124ZM153 112V111H152ZM194 112H196V111H194ZM229 112V111H228ZM235 112V111H234ZM119 113V112H118ZM122 113H120L121 115H122ZM124 113V114H125ZM240 113V112H239ZM249 113V112H248ZM254 113V112H253ZM152 114V113H151ZM160 114H161V112H160ZM195 114V113H194ZM230 114V113H229ZM234 114V113H233ZM232 114V115H233ZM236 114V113H235ZM28 115V114H27ZM34 115V114H33ZM82 115V114H81ZM153 115V114H152ZM197 115V114H196ZM223 115V114H222ZM237 115H239V114H237ZM246 115H247V113H246ZM249 115H251V114H249ZM35 116V115H34ZM39 116V115H38ZM71 116V115H70ZM87 116H89L88 115V113H87ZM92 115H90V117H91ZM224 116V115H223ZM231 116V115H230ZM233 116H235V115H233ZM248 116V115H247ZM21 117V118H20ZM24 117V118H23ZM72 117V116H71ZM85 117V116H84ZM135 117H133V118H135ZM138 117V116H137ZM159 117V116H158ZM157 117V118H158ZM168 117V116H167ZM219 117H220V115H219ZM238 117H240V116H238ZM238 117H234V118H236V119H238ZM245 117V116H244ZM254 117V116H253ZM256 117V116H255ZM30 118H31V116H30ZM79 118V117H78ZM93 118V117H92ZM122 118H124V117H122ZM132 118V119H133ZM223 118H226V117H223ZM241 118V117H240ZM246 118V117H245ZM244 118V119H245ZM127 119V118H126ZM136 119H138V118H136ZM156 119V118H155ZM169 119V118H168ZM229 119V118H228ZM227 119V120H228ZM253 119V118H252ZM31 120H32V118H31ZM72 120V119H71ZM85 120V119H84ZM91 120H93V119H91ZM130 120V119H129ZM128 119L125 121V122H127L126 123V125H127V128H126V126L123 124V126H125V128L128 130V127H129V123H128V121H129ZM153 120V121H152ZM164 120V119H163ZM173 120V119H172ZM215 120H216V118H215ZM218 120V122L220 121L219 119H217ZM224 120V119H223ZM222 120V121H223ZM241 121H242V119H240ZM250 121H252L251 120V116H250V119H249ZM36 121H37V118H36ZM39 121V120H38ZM87 121V120H86ZM111 121V120H110ZM119 121L120 120H118V123H119ZM122 122V123H125V122ZM132 121V120H131ZM133 121H134V119H133ZM156 121V120H155ZM158 121V120H157ZM168 121V120H167ZM237 121H239V119L237 120ZM236 121V122H237ZM243 121H245V120H243ZM255 121V120H254ZM23 122V121H22ZM31 122V121H30ZM115 122V121H114ZM130 122V121H129ZM141 122V121H140ZM164 122V121H163ZM199 122V121H198ZM218 122H216V123H218ZM224 122H226V121H224ZM240 122V121H239ZM24 123V122H23ZM76 123V122H75ZM93 123V122H92ZM121 123V124H122ZM131 123V122H130ZM158 122H156V123H154L152 126H154L155 124H157ZM181 123V122H180ZM191 123V122H190ZM214 123V122H213ZM246 123V122H245ZM249 123V122H248ZM253 123V122H252ZM29 124V123H28ZM34 124H35V122H34ZM37 124V125H38ZM82 124V126L84 125V122L83 123H81ZM86 125L88 124V123H85ZM152 124V123H151ZM232 124V123H231ZM234 124V123H233ZM238 124H241L240 126H242V122H240V123H238ZM26 125V124H25ZM85 125V127L86 128H89V127H87ZM118 125V124H117ZM116 125V126H117ZM168 125V124H167ZM176 125H177V122H176ZM182 125V124H181ZM198 125V124H197ZM215 125V124H214ZM224 125V124H223ZM229 125V124H228ZM250 125V124H249ZM22 126H24V125H22ZM27 126V125H26ZM26 126H24V127H26ZM115 126V127H116ZM119 126H121L120 124H119ZM119 126H117L116 128H118L119 129ZM141 126V127H142ZM152 126H150V127H152ZM169 126V125H168ZM173 126H174V124H173ZM188 126V125H187ZM222 126V125H221ZM238 126V125H237ZM240 126H238V128L240 127ZM244 126V125H243ZM109 127V126H108ZM122 127V126H121ZM141 127H140V131H141ZM150 127H147V128H149L150 129ZM155 127V126H154ZM152 128V130L150 129V133H148L149 135H150V138L151 137H153V135H152V132L154 131V129L155 128ZM162 127V126H161ZM197 127V126H196ZM232 127V126H231ZM236 127V126H235ZM34 128V127H33ZM58 128H63L64 130H61L60 131V133L59 134H56L55 133V131H57V129ZM76 128V127H75ZM102 128V127H101ZM124 128V129H125ZM133 128H135V132H134V130L131 128V130H130V128H129V130L130 131H128V133H127V131H126V129H125V131H126V135L127 134H130V132H134V134L136 135V128L137 127H133ZM139 128V127H138ZM147 128H144V129H146V130H142L143 132L144 131H147L148 129ZM192 128V127H191ZM223 128V127H222ZM224 128H227V126L226 127H224ZM230 128V127H229ZM233 128V127H232ZM21 129V128H20ZM23 129V128H22ZM121 129V128H120ZM120 129H119V132H120ZM123 129V128H122ZM180 129H183V128H180ZM179 129V130H180ZM25 130H26V128H25ZM29 131H30V129H28ZM88 130V129H87ZM90 130V129H89ZM117 130V129H116ZM193 130H194V128H193ZM200 130V129H199ZM231 130V129H230ZM82 131V130H81ZM80 131V132H81ZM103 131V130H102ZM142 131H141V133H142ZM152 131V132H151ZM167 131V130H166ZM170 131H171V129L170 128H168V132L170 133ZM195 131H197V130H195ZM195 131H194V133H195ZM217 131V130H216ZM223 131V130H222ZM28 132V131H27ZM35 132V131H34ZM76 132V131H75ZM88 132V131H87ZM86 132V133H87ZM98 132V131H97ZM101 132V131H100ZM108 132V131H107ZM119 132H118V134L117 135H119V138H120V135L121 134H119ZM162 132V131H161ZM179 132V131H178ZM193 132V131H192ZM230 132V131H229ZM77 133V132H76ZM89 133H90V131H89ZM103 133H105L104 131H103ZM121 133V132H120ZM147 133H145V134H143V135H141L140 133H139V131H138V135H139V137L141 136V138H140V141H139V138L138 139H136V140H138V142H139V144L142 142V145L144 146V144H145V146L147 145V148L148 147H150V146H148V144H150L151 142H153L154 140H155V137L158 139L159 138V140H161L160 138L161 137H159V135L158 134H156V130H155V132L153 133V134H156V136L154 137V140L152 141V140H150L149 142L150 143H148V142H145V143H143V141H144V139L145 138H147L146 136V134ZM168 133V134H169ZM176 132H174V134H175ZM189 133V132H188ZM231 133V132H230ZM260 133H262V132H260ZM74 134V133H73ZM107 134V133H106ZM125 134V132L122 134V135H124ZM131 134H133V133H131ZM130 134V135H131ZM166 134H167V132H166ZM173 134V133H172ZM226 134H227V132H226ZM101 135H102V133H101ZM100 134H99V136H101ZM108 135V134H107ZM135 135H131V137L128 139V141L130 142V139H132V137L134 138L135 137ZM145 135V137H144V139H143V137L142 136H144ZM152 135V136H151ZM171 135V134H170ZM180 135V134H179ZM189 135V134H188ZM187 135V136H188ZM70 136V135H69ZM83 136H84V134H83ZM129 136V135H128ZM158 136V137H157ZM167 136V135H166ZM169 136V135H168ZM172 136V135H171ZM182 136V135H181ZM200 136V135H199ZM224 136V135H223ZM72 137V136H71ZM79 137V139L82 137V135H80V136H77V138ZM108 137V136H107ZM107 137L105 138V136L103 137V139H107ZM124 138H125V136H123ZM122 137V138H123ZM138 137V136H137ZM202 137V136H201ZM209 137V136H208ZM227 137V136H226ZM69 138V137H68ZM110 138V137H109ZM116 138V137H115ZM118 138V139H119ZM136 138V137H135ZM176 138V137H175ZM190 138H191V135H190ZM66 139V138H65ZM70 139V138H69ZM71 139H73V137L71 138ZM71 139H70V141H66L65 142V144H68L69 146H71V144H72V142H71ZM76 139V138H75ZM79 139H77V140H79ZM99 139V138H98ZM127 139V138H126ZM125 139V140H126ZM143 139V140H142ZM168 139V138H167ZM181 139V138H180ZM179 139V140H180ZM183 139H185V138H183ZM197 139H199V138H197ZM227 139V138H226ZM58 140V139H57ZM63 140V139H62ZM74 140V139H73ZM81 140V139H80ZM111 140V139H110ZM122 140V139H121ZM142 140V141H141ZM148 140H149V137H148ZM147 139H146V141H148ZM187 140V139H186ZM190 140V139H189ZM56 141V140H55ZM109 141V140H108ZM115 141V140H114ZM118 141V140H117ZM120 141V140H119ZM119 141L118 142H116L117 144H115L118 148L120 147V146H118L119 144ZM127 141V140H126ZM128 141L125 143L126 144V147L128 148L130 145H131V148H133L132 150H130L129 148L126 150L125 149V151H126V153H127V151H128V155L127 154H125V156H124V154L122 155V156H124L125 158H127L126 157V155L128 156V158H127V162L125 161V159H124V157L123 158H121L120 157V154H122V152L121 151H123V150H119L116 146V149L117 150H119L118 152H120L118 155V157L120 158V160H122V159H124V162L126 163V165L127 164H129L128 163V160H130V158L132 157V159L134 158V160H133V162L135 163L136 161H138V160H136L137 158H139V161H140V159H142L143 158V155H144V158L140 161V163H137V164H142L144 161L146 162V163H143L142 164V167L143 168H149V160L148 159H146L145 158V155H151V154H149L150 152H149V150L147 149L146 151L147 152H149V153H147V154H140L141 152L142 153H145V150H144V148H146L145 146H144V148H143V150H142V148H141V144H140V146H138V148H137V145H139L138 144V142H137V144H136V146H133V144L135 145V139H132L131 140V142H130V145L129 146H127L128 145ZM163 141H164V139H163ZM170 141H172V140H170ZM185 141V140H184ZM63 142V141H62ZM86 142V141H85ZM95 142V141H94ZM93 142V143H94ZM123 142V141H122ZM160 141H158L157 143H158V145L159 144H161L160 146H162V142L161 143H159ZM166 142V141H165ZM168 142V141H167ZM175 142V140L172 142V143H174ZM179 142V141H178ZM77 143V142H76ZM78 143H80V142H78ZM113 143V142H112ZM111 143V144H112ZM154 143V142H153ZM175 143H177V141L175 142ZM174 143V144H175ZM182 143V142H181ZM185 143H187V142H185ZM188 143H189V141H188ZM59 144V143H58ZM61 144V143H60ZM102 144V143H101ZM105 144V143H104ZM110 144V143H109ZM114 144V143H113ZM179 144H180V142H179ZM34 145H37V147H36V152L34 151V149L32 148V146H34ZM63 145V147H64V144H62ZM61 145V146H62ZM86 145V144H85ZM93 145V144H92ZM121 145H122V143H121ZM155 145H156V143H155ZM170 145V144H169ZM178 145V144H177ZM177 145H175V146H177ZM56 146H57V144H56ZM59 146V145H58ZM61 146H59V147H61ZM75 146V145H74ZM77 146V145H76ZM105 146H108V145H105ZM111 146V145H110ZM125 145L123 144V147H124ZM142 146V147H143ZM160 146L158 147V148H160ZM172 146H173V144H172ZM175 146H174V148L173 149H175ZM180 146H181V144H180ZM189 146V145H188ZM123 147H122V149H123ZM126 147H124V148H126ZM137 148L138 150H140V152H139V154L137 155V157H134L135 155H136V152H138V150L136 151L135 150V155H134V153H132V151L135 149V148ZM162 147H164V146H162ZM178 147V146H177ZM182 147V146H181ZM221 147V146H220ZM74 148V147H73ZM168 148V147H167ZM170 148V147H169ZM190 148V147H189ZM193 148V147H192ZM60 149V148H59ZM71 149V148H70ZM78 149H80V148H78ZM77 149V150H78ZM153 149V148H152ZM154 149H156V148H154ZM153 149V150H154ZM179 148H176V150H178ZM183 149V148H182ZM75 150H76V148H75ZM85 150V149H84ZM84 150H82V151H84ZM130 150V151H129ZM160 150V149H159ZM184 150H186V149H184ZM189 150V149H188ZM192 150V149H191ZM214 150V149H213ZM55 151H56V149H55ZM64 151V150H63ZM72 151H73V149H72ZM125 151L123 152V153H125ZM163 151V150H162ZM165 151V150H164ZM166 151H168L169 152V150H166ZM172 151V150H171ZM179 151H181V150H179ZM76 152H79V151H76ZM151 152L153 153V151L151 150ZM159 151H157V153H158ZM178 152V151H177ZM206 152V151H205ZM214 152V151H213ZM229 152V151H228ZM34 153H37V155L35 156L34 155ZM72 153V152H71ZM106 153V152H105ZM105 153H104V155H105ZM130 153H132L133 155L131 156V154ZM157 153H156V155H157ZM161 153V152H160ZM189 153V152H188ZM190 153H192V152H190ZM189 153V155H188V159H189V161H190V154ZM204 153V152H203ZM227 153V152H226ZM52 154V153H51ZM64 154H65V152H64ZM67 154H68V151H67ZM129 154H130V156H129ZM162 154H164V152L162 153ZM162 154H158V155H162ZM166 154H168L167 152H166ZM173 154V153H172ZM182 154V153H181ZM193 154V153H192ZM213 154V153H212ZM48 155H50V154H48ZM59 155V154H58ZM74 155H76V154H74ZM73 154H72V156L73 157H75L76 158V156H74ZM102 155V154H101ZM108 155V154H107ZM140 155V156H139ZM147 155V158L149 157ZM208 155V154H207ZM232 155V154H231ZM80 156V155H79ZM113 156V155H112ZM139 156V157H138ZM142 156V158H140ZM167 156V155H166ZM176 156H181V155H176ZM183 156V155H182ZM192 156V155H191ZM194 156V155H193ZM44 157V156H43ZM47 157V156H46ZM50 157V156H49ZM52 157V156H51ZM55 157V156H54ZM104 157V156H103ZM160 157V156H159ZM162 157V156H161ZM174 157V156H173ZM184 157V156H183ZM186 157V156H185ZM200 157V156H199ZM212 157V156H211ZM221 157V156H220ZM19 158L20 159H22V160H19ZM78 158V157H77ZM163 158V157H162ZM164 158H165V156H164ZM162 159V160H165V159ZM171 158V157H170ZM182 158V157H181ZM231 158V157H230ZM48 159V158H47ZM73 158H70V160H72ZM80 159H82V157H80ZM144 159H146V160H144ZM161 159V158H160ZM159 159V160H160ZM167 159V158H166ZM198 159V158H197ZM213 159V158H212ZM218 159H219V157H218ZM37 160V161H38ZM119 160V161H120ZM148 160V161H147ZM179 160V159H178ZM181 160H183V159H181ZM187 160V159H186ZM195 161H196V159H194ZM243 160V159H242ZM60 161V160H59ZM62 162H64L63 161V159L61 160ZM72 161H75V159H73ZM168 161V160H167ZM171 161V160H170ZM173 161V160H172ZM180 161V160H179ZM193 161V160H192ZM240 161V160H239ZM244 161V160H243ZM247 161V160H246ZM46 162V161H45ZM56 162H57V160H56ZM65 162H66V160H65ZM64 162V163H65ZM71 162V161H70ZM121 162V161H120ZM123 161L121 162V164H123L124 163ZM148 162V163H147ZM177 162V161H176ZM184 162V161H183ZM197 162V161H196ZM214 162V161H213ZM220 162V161H219ZM227 162V161H226ZM40 163H41V161H40ZM52 163V162H51ZM58 163V162H57ZM56 163V164H57ZM61 163V162H60ZM130 163H132V161L130 160ZM134 163H132V165L131 166H134L135 164ZM169 163H171V162H169ZM185 163V162H184ZM188 162H186V164H187ZM191 163H193V162H191ZM191 163H190V165H191ZM195 163V162H194ZM243 163H245V162H243ZM39 164V163H38ZM49 164V163H48ZM118 164V163H117ZM149 166H148V165ZM179 164V163H178ZM198 164V163H197ZM248 164V163H247ZM256 164V163H255ZM36 165V164H35ZM50 165V164H49ZM124 165V164H123ZM146 167H145V166ZM183 165V164H182ZM196 165V164H195ZM216 165V164H215ZM220 165V164H219ZM252 165V164H251ZM254 165V164H253ZM47 166V165H46ZM46 166H44V167H46ZM118 166H120V164L118 165ZM128 166V165H127ZM127 166H125L126 168H124V169H126L125 171H127L129 168L127 167ZM140 167H141V165H139ZM139 166H137L138 168L137 169H139ZM187 166V165H186ZM192 166V165H191ZM197 166V165H196ZM36 167H39V166H37L36 165ZM53 168H54V166H52ZM57 167H59V165L57 166ZM56 167V168H57ZM122 168L120 169L121 171H122V169H123V166H121ZM134 167H136V165L134 166ZM161 167V166H160ZM182 167V166H181ZM222 167H223V165H222ZM50 168V167H49ZM114 168V167H113ZM176 168V167H175ZM192 168V167H191ZM206 168V167H205ZM218 168V167H217ZM39 170H36V171H40L41 169H40V167L38 168ZM55 169V168H54ZM61 169H62V167H61ZM77 169V168H76ZM131 169V170H130ZM130 169L128 170V172H126L127 173V175L128 176H126V179L128 178V179H130L131 177H130V175H132L134 172L136 173V175H137V172L134 170H132V167H130ZM136 169V170H137ZM178 169V168H177ZM187 169H188V167H187ZM196 169V168H195ZM200 169H202V168H200ZM43 170V169H42ZM41 170V171H42ZM47 170V169H46ZM57 170H59V168H57ZM55 171V172H57V174H58V171ZM71 170V169H70ZM73 170H75V169H73ZM189 170V169H188ZM236 170V169H235ZM260 170V169H259ZM50 171V170H49ZM63 171V170H62ZM69 171V170H68ZM112 171H114V170H112ZM111 171V173H113ZM132 172V173H129V172ZM142 171H143V169H142ZM193 171V170H192ZM219 171V170H218ZM242 171V170H241ZM250 171V170H249ZM27 172V173H28ZM44 172H45V170H44ZM54 172V173H55ZM75 172V171H74ZM138 172H140V175H141V171H138ZM149 171L147 170V172L144 170V173H148ZM237 172V171H236ZM246 172V171H245ZM14 173V174H15ZM31 173V174H32ZM185 173H187V171L185 172ZM41 174V173H40ZM75 174V173H74ZM142 174H143V172H142ZM231 174V173H230ZM13 175V174H12ZM35 175L37 176L38 174H36L35 173ZM48 175H51V174H48ZM56 175V174H55ZM62 175V174H61ZM115 175V174H114ZM135 175V174H134ZM134 175L132 176L133 178L132 179H134L135 180V178H136V180H137V177L135 176V178H134ZM145 175V174H144ZM144 175H141V176H144ZM192 175V174H191ZM207 175V174H206ZM3 176V175H2ZM57 176V175H56ZM113 176V175H112ZM145 176H149V173H148V175L146 174ZM144 176V177H145ZM10 177V176H9ZM13 177H15V176H13ZM12 176H11V179L13 178ZM16 177H19V176H17L16 175ZM15 177V178H16ZM54 177V176H53ZM59 177V176H58ZM57 177V178H58ZM113 177H115V176H113ZM130 177V178H129ZM140 177V176H139ZM144 177H142L143 178V182H145L144 181ZM207 177V176H206ZM241 177V176H240ZM34 178H35V176H34ZM38 178V177H37ZM39 178H40V176H39ZM47 178V177H46ZM49 178V177H48ZM47 178V179H48ZM56 178V179H57ZM116 178V177H115ZM114 178V179H115ZM122 178V177H121ZM141 178V179H142ZM17 179H19V178H17ZM23 178H21V179H19L20 181L22 180ZM27 179V178H26ZM33 179V178H32ZM31 179V180H32ZM36 179V178H35ZM53 180L55 179V178H52ZM112 179V181H114L113 180V178H111ZM111 179H110V181L109 182H111L110 184L112 185V181H111ZM124 179V178H123ZM127 179V183L129 182V183H131V182H134V180H128ZM141 179H140V181H141ZM162 179H163V177H162ZM214 179V178H213ZM241 179H243V178H241ZM240 179V180H241ZM4 180V179H3ZM2 180V181H3ZM14 180H16V179H13V181ZM28 180V179H27ZM34 180V179H33ZM38 180V179H37ZM40 180H42V179H40ZM58 180H60V179H58ZM135 180V181H136ZM139 180V179H138ZM136 181L135 183L137 184V185H132L133 187H135L136 188V190H137V188H138V186H140V185H143L142 183L140 184L139 183V181ZM146 180H148L149 182H150V180L149 179H147L146 178ZM212 180V179H211ZM220 180V179H219ZM44 182H46L45 180H43ZM51 181V180H50ZM57 181V180H56ZM124 181H126L125 179H124ZM152 181H154V180H152ZM3 182H6V177H5V181H3ZM28 182V181H27ZM36 182V181H35ZM41 182V181H40ZM122 182V179H121V181L119 182V183H121ZM142 182V181H141ZM164 182V181H163ZM243 182V181H242ZM244 182H246V181H244ZM1 183V182H0ZM13 183V182H12ZM21 183V182H20ZM25 183V182H24ZM24 183H22V185L24 184ZM29 183V182H28ZM32 183H34V182H32ZM47 183V182H46ZM45 183V184H46ZM52 183V182H51ZM128 183V184H129ZM140 185H139V184ZM148 183V182H147ZM147 183H145V184H147ZM3 184V183H2ZM10 184V183H9ZM16 184V183H15ZM15 184H14V186H15ZM35 184V183H34ZM38 184H39V182H38ZM42 184V183H41ZM40 184V185H41ZM56 183H54L53 185H55ZM110 184H109V186H110ZM113 184H114V182H113ZM118 184V183H117ZM132 184V183H131ZM134 184V183H133ZM168 184V183H167ZM166 184V185H167ZM181 184V183H180ZM190 184H192V182L190 183ZM206 184V183H205ZM222 184V183H221ZM4 185V184H3ZM5 185H8V181H7V183L5 184ZM17 185V184H16ZM47 185V184H46ZM46 185H43L44 187L46 186ZM51 185V184H50ZM49 184H48V187L50 186ZM57 185H58V183H57ZM116 184H114V185H112V186H110V187H116L115 186ZM122 185H123V182H122ZM170 185H172V184H170ZM182 185V184H181ZM231 185V184H230ZM24 186V185H23ZM31 186V185H30ZM35 186V185H34ZM107 186V185H106ZM117 186H119V185H117ZM137 186V187H136ZM145 186V185H144ZM143 186V187H144ZM149 186V185H148ZM160 186H162V185H160ZM4 187H6V186H4ZM17 187H18V185H17ZM33 187V186H32ZM37 187V189L39 188V186H36ZM35 187V188H36ZM57 187V186H56ZM126 187V186H125ZM130 188V189H133L134 190V188ZM143 187H141L142 189H143ZM150 188H151V186H149ZM148 187V188H149ZM158 187V186H157ZM166 187V186H165ZM179 187V186H178ZM186 187V186H185ZM12 188H14V187H12ZM54 188H55V186H54ZM122 188V187H121ZM140 188V187H139ZM145 188V187H144ZM171 188V187H170ZM2 189V188H1ZM34 189V188H33ZM102 189V188H101ZM108 189V188H107ZM119 189H120V187H119ZM147 189V188H146ZM159 189H162V188H159ZM176 189V188H175ZM180 189V188H179ZM215 189V188H214ZM5 190V189H4ZM111 191H112V189H110ZM116 190H118L117 188H116ZM121 190V189H120ZM138 190H140V189H138ZM171 190V189H170ZM196 190V189H195ZM105 191H107V190H105ZM104 191V192H105ZM114 191H115V189H114ZM113 191V192H114ZM119 191V190H118ZM125 191V190H124ZM164 191H166V190H164ZM180 191V190H179ZM178 191V192H179ZM109 192V191H108ZM115 192H117V191H115ZM114 192V193H115ZM122 191H120V193H121ZM126 192V191H125ZM128 192V191H127ZM137 192H139V191H137ZM141 192H144L143 190L141 191L140 190V193ZM182 192V191H181ZM192 192V191H191ZM190 192V193H191ZM210 192V191H209ZM110 193V192H109ZM119 193V194H120ZM171 193V192H170ZM117 194H118V192H117ZM123 194V193H122ZM147 194V193H146ZM172 194H173V192H172ZM193 194V193H192ZM195 194V193H194ZM1 195H3V194H0V198H1ZM106 195V194H105ZM107 195H109V194H107ZM128 195V194H127ZM141 196H143V193L142 194H140ZM189 195V194H188ZM201 195V194H200ZM4 196V195H3ZM111 196H113V194L111 195ZM116 196V197H115ZM121 196H123V195H121ZM135 196H137V195H135ZM135 196H134V198H133V196H132V202H133V199L134 200H136L135 199ZM140 196V197H141ZM187 196V195H186ZM219 196V195H218ZM124 197V196H123ZM126 197V196H125ZM138 197H139V195H138ZM144 197H146V196H144ZM158 200H160L161 202L160 203H163V204H165V202H164V198L159 194L158 195ZM181 197V196H180ZM188 197V196H187ZM201 197V196H200ZM104 198H106V197H104ZM112 198H114L115 200L116 199H118L117 198V195H115L114 194V196L112 197ZM122 198V197H121ZM121 198L119 199V201L121 200ZM147 198V197H146ZM154 198V197H153ZM193 198H194V196H193ZM235 198V197H234ZM80 199V198H79ZM123 199V198H122ZM129 199V198H128ZM131 199V198H130ZM141 199V198H140ZM139 199V200H140ZM149 199V198H148ZM188 199H189V197H188ZM253 199V198H252ZM113 200V199H112ZM138 200V199H137ZM142 200H144V199H142ZM168 200V199H167ZM184 200V199H183ZM194 200V199H193ZM200 200V199H199ZM224 200V199H223ZM235 200V199H234ZM2 201V200H1ZM29 201V200H28ZM81 201V200H80ZM105 201V200H104ZM107 201H110V199L109 200H107ZM117 201V200H116ZM141 201V200H140ZM177 201V200H176ZM111 202V201H110ZM125 202H127V200L126 201H124V199L123 200H121V207H123L122 209H120V210H118L117 209V202H116V205H113L112 203H108L109 204V206L111 205L112 207H109V208H111L112 209V211L114 212V216H113V218H111L109 221V223H108V225H106L105 226V228L106 227H108V233L110 232L111 234H113V235H115V237L112 239V240H114V239H116V240H114L116 243H118V242H120V243H118L119 245H118V247L120 246V244L122 243L123 245H124V247L126 248V250L128 249V250H130V249H132V247H133V244H134V242L136 243V241L137 240H139V239H141V234H140V236L138 235V232L135 230V229H137V228H135V224H134V227H132V225H130V226H128L127 228L128 229H126V226H125V224H124V226H123V221L122 220H126L127 219V216L129 215V216H131V214H129L130 212H132V215H133V213H134V211L135 210H133V211H131V209H130V212H128L129 210H128V208H127V206H126V204L127 203H129V202H127V203H125ZM155 202H157V201H155ZM186 202V201H185ZM187 202H188V200H187ZM134 203V202H133ZM136 203H137V201H136ZM139 203V202H138ZM152 203V202H151ZM190 203H191V201H190ZM190 203L188 204L189 206V208L191 207V205H190ZM144 204V203H143ZM142 204V205H143ZM181 204V203H180ZM184 204H186V203H184ZM194 204V203H193ZM131 205V204H130ZM140 205V204H139ZM237 205V204H236ZM116 206V207H115ZM133 206V205H132ZM149 206V205H148ZM184 206V205H183ZM203 206V205H202ZM108 207V206H107ZM107 207H106V210H107ZM114 207V208H113ZM120 207V205H118V208ZM143 207V206H142ZM178 207V206H177ZM133 208V207H132ZM151 208V207H150ZM183 208V207H182ZM185 208V207H184ZM184 208H183V210H184ZM134 209V208H133ZM141 209V208H140ZM145 210H146V208H144ZM173 209V208H172ZM188 209V208H187ZM194 209V208H193ZM144 210V211H145ZM153 210V209H152ZM170 210V209H169ZM109 211V210H108ZM111 211V210H110ZM116 211V212H115ZM137 211V210H136ZM154 211V210H153ZM104 212V211H103ZM112 212V213H113ZM147 212V211H146ZM105 213V212H104ZM162 213H163V211H162ZM180 213V212H179ZM182 213V212H181ZM107 214V213H106ZM212 214V213H211ZM214 214V213H213ZM137 215V214H136ZM140 215H142V214H140ZM151 215V214H150ZM174 215V214H173ZM184 215H186V214H184L183 213V215L182 216H184ZM189 215V214H188ZM128 216V217H129ZM147 216V215H146ZM181 216V217H182ZM205 216V215H204ZM108 218V217H107ZM107 218H106V220H107ZM110 218V217H109ZM108 218V219H109ZM131 218H134L133 216L131 217ZM203 218V217H202ZM210 218V217H209ZM135 219H136V217H135ZM208 219V218H207ZM117 220H119L120 221V223L118 222V223H116L117 222ZM132 219H129L128 218V221H131ZM141 220V219H140ZM159 220V219H158ZM164 220V219H163ZM181 220H182V218H181ZM189 220V219H188ZM192 220V219H191ZM202 221H203V219H202ZM107 222V221H106ZM106 222H105V224H106ZM125 222V221H124ZM133 222V221H132ZM181 222V221H180ZM179 222V223H180ZM189 222V221H188ZM126 223V222H125ZM131 223V222H130ZM139 223V222H138ZM137 223V224H138ZM227 223V222H226ZM239 223V222H238ZM103 224H104V222H103ZM137 224H136V226H137ZM146 224V223H145ZM215 224V223H214ZM139 225V224H138ZM143 225H144V223H143ZM147 225H150V224H146V228H147ZM216 225V224H215ZM145 226V225H144ZM170 226V225H169ZM193 226V225H192ZM211 226V225H210ZM157 227V226H156ZM109 228H111V229H109ZM112 228L114 229V233L112 232V231H110V230H112ZM247 228V227H246ZM142 229H143V227H142ZM152 229H153V227H152ZM151 229V230H152ZM193 229V228H192ZM209 229V228H208ZM227 229V228H226ZM107 230L105 231V234H107L106 232H107ZM104 231V230H103ZM135 231L137 232V233H135ZM141 231V230H140ZM202 231V230H201ZM154 232V231H153ZM109 233V234H110ZM147 233V232H146ZM155 233V232H154ZM159 232H157V234H158ZM193 233V232H192ZM195 233V232H194ZM207 233H209V232H207ZM206 233V234H207ZM9 234H10V231H9ZM9 234H7V235H5V236H3L0 240L2 241L1 242V246H0V250L2 249H4L5 248V243L7 242L8 243V240H9V237H11ZM104 234V233H103ZM103 234L101 235V236H103ZM142 234H144V233H142ZM156 234V233H155ZM154 234V235H155ZM218 234V233H217ZM146 235V234H145ZM196 235V234H195ZM242 235V234H241ZM249 235H250V233H249ZM100 236V237H101ZM105 236H103V238H104ZM109 237H111V235H109V236H107V240L109 241V242H111V244H113V245H115V242H113V241H111L110 239H109ZM148 237V236H147ZM195 237H197V236H195ZM211 237V236H210ZM213 238V237H212ZM99 239V238H98ZM143 239V238H142ZM149 239V238H148ZM100 240H103V239H100ZM141 241V240H140ZM10 242V241H9ZM109 242H104V243H107V244H109ZM139 242V241H138ZM137 242V243H138ZM96 243H99V246H100V244L102 245L103 243H102V241H101V243L100 242H96ZM95 243V244H96ZM106 244V245H107ZM111 244H109V246H111ZM122 244H121V246H122ZM147 244V243H146ZM111 246L112 248L114 247L115 248V246ZM135 245V244H134ZM219 245V244H218ZM7 246V245H6ZM105 246V245H104ZM120 246V247H121ZM140 246H142V245H140ZM147 246V245H146ZM188 246V245H187ZM96 247V246H95ZM95 247H94V249L93 248H91L92 249V252H91V254L92 255H88V256H92V257H94L93 255L95 254V257L97 256V254H99V253H97V251H99L100 252V255L102 256L103 254H104V256L106 255L105 254V251H100L99 250V248H97L96 247V249H98V250H96L95 249ZM101 247H103V246H101ZM105 247H107L108 248V245L107 246H105ZM105 247H104V250H105ZM116 247H117V245H116ZM144 247V246H143ZM180 247V246H179ZM221 247V246H220ZM113 248V249H114ZM155 248V247H154ZM101 249V248H100ZM113 249H111L110 248V250L109 251H112L111 253L113 254V252H114V250ZM93 250L94 251H96V252H93ZM115 250H116V248H115ZM175 250V249H174ZM222 250H224V249H222ZM46 251V250H45ZM120 251H121V248H120ZM172 251H173V249H172ZM193 251V250H192ZM20 252V251H19ZM102 252H104L103 254H102ZM178 252V251H177ZM21 253V252H20ZM97 253V254H96ZM107 253V252H106ZM110 253V256L112 255ZM125 253H127L126 251H125ZM165 253V252H164ZM219 253V252H218ZM224 253V252H223ZM29 254H31V253H29ZM203 254V253H202ZM222 254V253H221ZM100 255H98V257L100 256ZM154 255V254H153ZM88 256H86V257H88ZM104 256H102V257H99V258H101V259H103V257ZM107 257H105L106 259L107 258H109L110 256H109V252H108V254L106 255ZM113 256V255H112ZM112 256H111V258H112ZM125 256V255H124ZM158 256V255H157ZM185 256H186V254H185ZM184 256V257H185ZM91 257V260L93 259ZM122 257V256H121ZM163 257V256H162ZM168 257V256H167ZM172 257V256H171ZM183 257V258H184ZM1 258V257H0ZM99 258H96L97 260H95V261H99ZM115 258V257H114ZM124 258V257H123ZM128 258V257H127ZM219 258V257H218ZM222 258V257H221ZM224 258H226V257H224ZM113 259V258H112ZM165 259V258H164ZM184 259H186V258H184ZM5 260V259H4ZM90 259H88V261H89ZM94 260V259H93ZM109 260L110 259H108V263H109ZM168 260V259H167ZM192 260V259H191ZM229 260V259H228ZM95 261H93L94 263H95ZM116 261V260H115ZM118 261V260H117ZM4 262V261H3ZM90 262V261H89ZM88 262V263H89ZM92 262V261H91ZM100 262H102V260L100 261ZM112 262V261H111ZM104 263H105V261H104ZM107 263V262H106ZM112 263H114V261L112 262ZM112 263H110V264H112ZM116 263V262H115ZM126 263V262H125ZM187 263V262H186ZM205 263V262H204ZM232 263V262H231ZM239 263V262H238ZM98 264V263H97ZM101 264V263H100ZM119 264V263H118Z\"/></svg>",
    "mask_w": 264,
    "mask_h": 264
}]
</instances>
